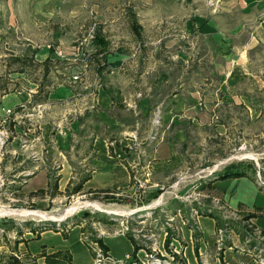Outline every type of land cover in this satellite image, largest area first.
<instances>
[{
  "label": "rangeland",
  "instance_id": "1",
  "mask_svg": "<svg viewBox=\"0 0 264 264\" xmlns=\"http://www.w3.org/2000/svg\"><path fill=\"white\" fill-rule=\"evenodd\" d=\"M238 10V0H0V103L18 99L30 114L15 127L0 116L8 141H27L4 150L32 154L22 165L50 180L20 200L25 178L7 159L0 209L56 219L0 217V264L62 250L74 264H264L261 209L212 187L231 167L264 187V47L224 60L226 44L235 53L246 40L240 28L228 36L247 19ZM107 162L131 165L128 188L75 191ZM76 201L102 210L53 222Z\"/></svg>",
  "mask_w": 264,
  "mask_h": 264
},
{
  "label": "crops",
  "instance_id": "2",
  "mask_svg": "<svg viewBox=\"0 0 264 264\" xmlns=\"http://www.w3.org/2000/svg\"><path fill=\"white\" fill-rule=\"evenodd\" d=\"M238 2L240 4V10H238L236 13L246 16L247 19L241 21L242 23H237L231 26V28H228V36L232 38L231 32L240 28L241 31L248 30L246 31L247 33H245L247 37L245 36L246 40L242 44H232V48H236L235 53L229 52L232 51L230 49L231 45L226 44L228 48L226 50L228 51V54L227 56L226 54L224 56V60L226 61V63H230L231 59H229V57L231 55H233V59L231 60V62L234 61L237 63L241 58L245 57L247 51L250 50V48L258 45L260 47H264V0H238ZM230 38L225 39V43L228 42V44H231ZM234 42L235 38L233 39V43ZM236 55L238 56V58L234 60ZM48 60L49 59L47 58L45 61ZM17 101L18 99H14V101L12 99H3L0 103V111L4 112L6 109H9L13 112L11 116H6L5 113L2 112V114H0V116H2V121L5 122V120H9V123L12 122L14 127L16 126L15 124H20L22 120L30 116V114L24 113L26 109L25 104L16 103L15 105H12L13 102ZM16 106H19V108L21 109L18 113H15L14 109L12 110V108ZM9 142L10 144L17 143L20 147L21 143L27 141L20 137H12L10 141L7 140V143ZM17 149L18 150H16V148H13L12 150H6L5 148V150H2L4 156L0 157V180H2L3 178L1 174L2 171H7L11 168V164H8L6 162L7 159L10 158V161H18V175L24 176L25 178L24 180H22V183L20 184L18 190V193L20 195L19 199L26 200L29 194H32L34 196L38 194L37 192L40 190H48V187L50 186V180L48 178L49 176L46 168L38 165L32 167L22 165L25 160H28V156H31L32 154H26V152L20 150L21 148ZM156 159L157 157H155V160ZM128 167H131V165L127 164L126 166L124 163L119 162L104 163L100 168H98V170L92 171V173L88 174L90 176V179L82 184L81 193L108 194L114 190L116 191L119 189L128 188L131 180L130 170ZM62 171H64V169L60 170V172ZM63 174L64 173H60V175L62 176L60 177L62 179H60V182L63 180L64 182L62 184H59L57 188L59 192H62L67 187V185H70L72 183L73 180V177H70L71 172L68 173L69 177L67 179H65V175ZM27 176L28 178H26ZM220 186L222 187V189H224V192L227 193L226 198L229 199L230 203L233 206H237L238 204H240L242 205V207L248 209H253L254 207L261 209L260 212L255 213L259 218H256L253 222L257 228L264 230V194L258 190L256 185L248 178L241 177L223 181H216L212 184V187ZM247 186L252 192L244 188ZM250 197H253L254 200L249 199ZM72 229H79V227H74Z\"/></svg>",
  "mask_w": 264,
  "mask_h": 264
},
{
  "label": "trees",
  "instance_id": "3",
  "mask_svg": "<svg viewBox=\"0 0 264 264\" xmlns=\"http://www.w3.org/2000/svg\"><path fill=\"white\" fill-rule=\"evenodd\" d=\"M99 44H103V45H101L102 46L101 49H106L104 42L99 43ZM49 52L51 53V51H49ZM98 71H101V69H98ZM247 176H248L247 173L231 167L228 171L223 172V173H219L218 175H216L215 181H223V180H227V179H231V178H241V177H247ZM89 179H90L89 175L83 177L82 180L75 186V188H74L75 191H77V192L81 191L82 184ZM53 190L57 191L56 185H53ZM260 190H261V192L264 193V187H261ZM44 192L45 191L40 190L37 193L43 194ZM106 193H108V192H106ZM94 194H97V193H94ZM99 219H101V218H99ZM79 225H80V223H73V227H76ZM46 230H51V229H45L42 232H44ZM99 242H100L103 250L107 252L108 248L102 243L101 240ZM86 246H87V243H86ZM40 258H45V264H74L72 262V256L67 250L58 251V252H55V253L50 254V255H43L42 254L40 256ZM2 264H25V263L19 255L11 253V254H8L3 259Z\"/></svg>",
  "mask_w": 264,
  "mask_h": 264
},
{
  "label": "bare ground",
  "instance_id": "4",
  "mask_svg": "<svg viewBox=\"0 0 264 264\" xmlns=\"http://www.w3.org/2000/svg\"><path fill=\"white\" fill-rule=\"evenodd\" d=\"M81 207H91L97 210H102L100 206L90 203V202H80V201H76L70 208H68L65 211V214L61 217L62 219L65 216H69L72 212H74L75 210H77L78 208ZM114 213H118V214H124L122 212H116L114 211ZM7 216H15V217H39L43 220H56L52 217H50L49 215H47L46 213L43 212H33V211H28V210H16V211H12V210H7V209H0V217H7ZM60 218V219H61ZM58 220V219H57Z\"/></svg>",
  "mask_w": 264,
  "mask_h": 264
},
{
  "label": "built area",
  "instance_id": "5",
  "mask_svg": "<svg viewBox=\"0 0 264 264\" xmlns=\"http://www.w3.org/2000/svg\"><path fill=\"white\" fill-rule=\"evenodd\" d=\"M56 54L58 56H62V53L61 51H57ZM78 77H74V79H77ZM5 115L6 116H11L13 114V112L9 109H6L4 111ZM7 136H8V133L5 131V130H0V157H3L4 154L2 153V150L4 149L5 145H6V142H7ZM3 181L0 180V183H2Z\"/></svg>",
  "mask_w": 264,
  "mask_h": 264
},
{
  "label": "water",
  "instance_id": "6",
  "mask_svg": "<svg viewBox=\"0 0 264 264\" xmlns=\"http://www.w3.org/2000/svg\"><path fill=\"white\" fill-rule=\"evenodd\" d=\"M64 219H62V220H60V221H53V222H61V221H63Z\"/></svg>",
  "mask_w": 264,
  "mask_h": 264
}]
</instances>
